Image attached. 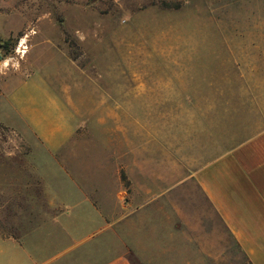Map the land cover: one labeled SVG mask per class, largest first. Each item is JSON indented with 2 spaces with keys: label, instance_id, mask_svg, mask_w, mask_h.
Wrapping results in <instances>:
<instances>
[{
  "label": "rangeland",
  "instance_id": "rangeland-1",
  "mask_svg": "<svg viewBox=\"0 0 264 264\" xmlns=\"http://www.w3.org/2000/svg\"><path fill=\"white\" fill-rule=\"evenodd\" d=\"M54 93L76 105V133L103 149L104 180L126 189L122 202L146 201L119 223L134 264H180L186 236L159 196L160 174L236 143L247 132L229 121L245 111L250 130L264 117V0H0V182L5 169L54 165L18 114L34 98L59 124ZM99 134L117 139L95 147Z\"/></svg>",
  "mask_w": 264,
  "mask_h": 264
},
{
  "label": "crops",
  "instance_id": "crops-1",
  "mask_svg": "<svg viewBox=\"0 0 264 264\" xmlns=\"http://www.w3.org/2000/svg\"><path fill=\"white\" fill-rule=\"evenodd\" d=\"M173 89L185 91L181 86ZM52 95L57 125L51 111L34 98L19 108L44 149L39 155L54 165L38 162L5 169L0 182V212L5 214L0 264H134L119 223L146 201L134 206L130 200L122 202L126 189L116 180H104L109 169L102 164L103 149L92 151L90 136L76 133L82 124L76 105L74 111L70 100ZM229 122L228 127L243 125L247 133L202 165L175 171L172 179L160 174L159 196L186 236L180 264H264V117L256 113L252 130L247 111ZM121 138L129 139L126 134ZM115 139L112 134L95 135V147ZM77 156L88 160L77 164ZM72 167H81L83 181L74 179ZM58 174L70 183L61 182Z\"/></svg>",
  "mask_w": 264,
  "mask_h": 264
},
{
  "label": "trees",
  "instance_id": "trees-1",
  "mask_svg": "<svg viewBox=\"0 0 264 264\" xmlns=\"http://www.w3.org/2000/svg\"><path fill=\"white\" fill-rule=\"evenodd\" d=\"M9 42H10V39L6 40V41H5V46L8 45Z\"/></svg>",
  "mask_w": 264,
  "mask_h": 264
}]
</instances>
